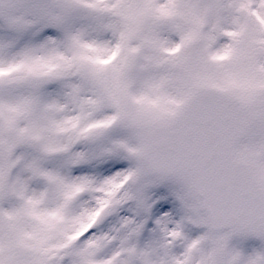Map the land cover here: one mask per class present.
Segmentation results:
<instances>
[{"label": "snow or ice", "instance_id": "6c2138e0", "mask_svg": "<svg viewBox=\"0 0 264 264\" xmlns=\"http://www.w3.org/2000/svg\"><path fill=\"white\" fill-rule=\"evenodd\" d=\"M0 264H264V0H0Z\"/></svg>", "mask_w": 264, "mask_h": 264}]
</instances>
